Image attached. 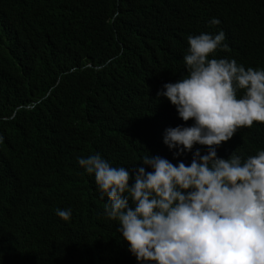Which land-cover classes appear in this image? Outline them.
Segmentation results:
<instances>
[{
	"label": "trees",
	"instance_id": "trees-1",
	"mask_svg": "<svg viewBox=\"0 0 264 264\" xmlns=\"http://www.w3.org/2000/svg\"><path fill=\"white\" fill-rule=\"evenodd\" d=\"M219 31L210 58L264 69V0H0V264H106L125 241L77 157L175 165L158 138L178 116L156 93L186 74L188 35ZM239 130L228 149L264 150V123Z\"/></svg>",
	"mask_w": 264,
	"mask_h": 264
},
{
	"label": "clouds",
	"instance_id": "clouds-1",
	"mask_svg": "<svg viewBox=\"0 0 264 264\" xmlns=\"http://www.w3.org/2000/svg\"><path fill=\"white\" fill-rule=\"evenodd\" d=\"M224 39L223 31L188 35L186 74L156 93L178 116L160 122L165 131L158 138L173 150L175 165L148 154L132 172L98 151L77 157L106 195L104 214L118 222L126 242L106 247V264H264V150L242 158L226 146L237 130L264 123V69L210 58L227 47ZM55 215L67 221L71 209Z\"/></svg>",
	"mask_w": 264,
	"mask_h": 264
}]
</instances>
